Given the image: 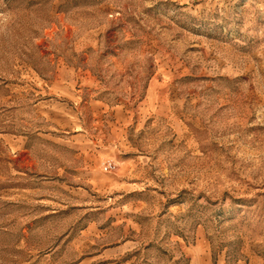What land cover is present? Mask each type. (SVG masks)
I'll list each match as a JSON object with an SVG mask.
<instances>
[{"label": "rangeland", "instance_id": "374dc122", "mask_svg": "<svg viewBox=\"0 0 264 264\" xmlns=\"http://www.w3.org/2000/svg\"><path fill=\"white\" fill-rule=\"evenodd\" d=\"M0 264H264V0H0Z\"/></svg>", "mask_w": 264, "mask_h": 264}, {"label": "built area", "instance_id": "2783aa9c", "mask_svg": "<svg viewBox=\"0 0 264 264\" xmlns=\"http://www.w3.org/2000/svg\"><path fill=\"white\" fill-rule=\"evenodd\" d=\"M102 169L105 173H112L117 169V165L114 161H105L102 165Z\"/></svg>", "mask_w": 264, "mask_h": 264}]
</instances>
